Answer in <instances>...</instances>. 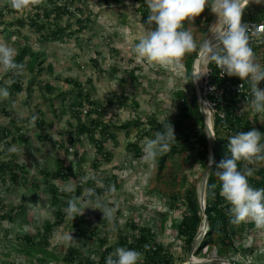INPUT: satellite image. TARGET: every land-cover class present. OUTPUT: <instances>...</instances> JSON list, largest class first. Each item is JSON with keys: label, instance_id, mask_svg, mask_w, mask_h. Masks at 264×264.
<instances>
[{"label": "rangeland", "instance_id": "374dc122", "mask_svg": "<svg viewBox=\"0 0 264 264\" xmlns=\"http://www.w3.org/2000/svg\"><path fill=\"white\" fill-rule=\"evenodd\" d=\"M138 1L42 0L40 5L17 12L10 7V0H0V42L16 52L27 47L39 54L33 72L23 69L19 73L21 92L6 107L5 114L4 98H0V132L9 133L0 144V162H12L24 169L16 184L7 180V172L5 178L0 174V264H76L65 260L68 249L83 259L82 264H97L104 248L115 246L119 235L137 233L133 225L150 228L158 243L172 255L173 264H187L189 251L173 228L185 206L172 209L170 196H177L181 203L184 193L195 188L199 202L204 169L191 150L169 154L161 164L158 160L154 165L145 163L143 148L150 138L140 133L148 130L145 122L150 118L174 119L177 92L192 93L184 68L188 55L182 57L179 67H164L135 54V45L148 31L140 22ZM54 5L66 6L71 15L55 18L52 14L47 20H39L46 27L42 31L28 25L20 27L19 22L34 18L36 7L50 11ZM261 7L264 8V0L259 4L250 0L246 10ZM78 20L87 21L84 30L78 29ZM196 20L184 23L192 32L198 56L199 46L211 38L210 26L216 16L210 11L198 25ZM54 26L67 27L73 34L41 41ZM263 58L264 51L257 55L260 66L264 65ZM28 62L26 56L23 64ZM207 66L205 61L202 76L208 72ZM191 74L195 76L193 68ZM10 79L8 74L0 73V87H7ZM74 83L80 84L79 88ZM85 95L102 109L100 113H88ZM72 104L78 110V118L73 115ZM78 104L82 106L79 108ZM253 112L246 104L238 110L239 116L247 118ZM204 113L206 118L205 109ZM32 115L37 116L34 123ZM98 120L115 135L114 140H104L103 150L95 147V140L103 138L102 130L93 126ZM134 121L140 122L138 129L128 125ZM79 125L95 130L94 136L80 134L75 130ZM69 131L72 143H67ZM131 144L140 148V156H136ZM103 152L109 154V161ZM68 168L70 177L61 180L57 170ZM113 184L114 193L108 191ZM79 186L78 197H84L88 189H101V202L114 209L112 224L103 220L100 210L85 209L84 214L90 216L87 230L95 232H86L85 236L91 239L75 233L73 225L79 216L72 221L66 215L67 199H60L57 207L49 201L48 189L74 195ZM242 224L245 231L234 239L236 253L231 260L264 264V229H256L253 222ZM47 225L52 227L48 233ZM68 232L75 242L61 243L56 239ZM24 236L32 237L39 244L36 248L44 253L29 248ZM101 238L104 245L99 243ZM210 255L215 258L214 247ZM141 261L142 258L138 264Z\"/></svg>", "mask_w": 264, "mask_h": 264}, {"label": "trees", "instance_id": "16d2710c", "mask_svg": "<svg viewBox=\"0 0 264 264\" xmlns=\"http://www.w3.org/2000/svg\"><path fill=\"white\" fill-rule=\"evenodd\" d=\"M51 1V0H49ZM137 12L140 15L141 24L147 28L148 30L155 27V25H148L146 23L147 16L149 15V10L144 0H140L137 2ZM36 11L34 14V18L28 20L27 23L19 22L20 27H25L28 25L32 29H37L38 31H42L46 29L43 23H40L39 20H47L54 14L55 18H59L62 14L71 15L66 8V6L54 5V8L48 11L46 8L36 7ZM248 12V14H247ZM207 13H210V8L205 7L204 11L198 16L195 17L197 20L194 22L198 25V21L202 20L206 17ZM209 17V16H208ZM244 18H251L257 21H261L264 23V8L261 7L257 10H246L243 13L242 20ZM188 21V20H187ZM209 21V19L207 20ZM86 20H78V29H85ZM183 28L186 29V25L183 22ZM73 34L72 31H69V28L54 26L52 33L42 36L41 41H55V39H61L63 37H70ZM255 54V59L257 60V55H261L264 51V46L261 48H252ZM198 49L196 48L192 52L186 53L188 56L184 60V68L185 75L188 82V85L192 91L190 95L185 94L180 91L176 93L177 97V109L174 119L172 120H162L158 121L155 118L148 119L145 123L148 127V130L141 132L140 134L143 137L153 139L154 134L157 131L162 130L161 125L165 123H170L174 128L175 139L171 144V150L167 153L158 156L157 160L161 164V162L169 155L175 154L176 152H185V151H194L195 152V161H197L200 166L206 169L209 162V147L208 141L205 133L204 120L199 111V105L197 102L196 94L194 91L193 77H192V63L197 57ZM28 56L29 62L23 64V60ZM38 53L32 52L29 48L23 47L17 51L16 62L18 64H23V69H27L30 72L34 71V66L38 62ZM264 63V58L262 60ZM214 68V62H208V69ZM261 68L264 69V65H261ZM11 77L10 84L5 87L9 91L10 95L7 98L3 99V109L2 113L5 114V109L9 104L14 100V98L21 92V83L19 74L8 73ZM209 81L212 84H215L219 87H224L226 82L229 85L234 86L238 83L243 84L244 93L237 95L235 94L229 87H224L225 97L223 101L225 104H218L217 111L223 113V118H220L216 113L213 118V129L215 135V143H214V153H213V161L210 170L208 172L207 182H206V192H205V210L204 214L208 221L206 234L199 244L196 252L194 253L195 257L200 259L210 258L211 248H215V258L227 259L231 264H241L239 262H235L231 260V255L236 253V247L234 245V239L237 236H240L241 233L245 231L243 228L242 222L239 224H234L230 222V217L228 214V208L230 205L224 200L223 197L220 196V187L221 181L217 176L218 169L216 165L225 158L226 154H228V137L234 135L240 131L247 132L252 129H256L264 134V113H256L254 110L251 117H242L239 116L238 110L241 105L250 106V100L252 99L250 94V82L248 80L241 81L238 77H229L227 80H221L218 78L215 72L210 74ZM71 83V81H68ZM76 87L79 88L80 84L74 83ZM258 88L264 90V80L260 81L258 84ZM49 91H52L51 88H48ZM84 100H87L89 104L88 113H100L102 109L96 106L94 103L89 102L87 95H85ZM82 104H78L77 107H81ZM73 115L77 118L79 117V113L77 109H74L72 104L71 106ZM78 108V109H79ZM128 125H134L136 129H138L141 124L139 121L129 122ZM94 128L102 130V139L95 140V147L98 150H103L104 140H114L115 135L109 133V127L104 125L100 120L94 122ZM127 126H122L125 129ZM197 127V129H195ZM80 134L87 133L89 137H93L95 130L87 129L85 125H79L75 129ZM71 132L67 136V143H72L73 138ZM9 135V133L4 130L0 132V144L5 139V136ZM264 143V138L261 140ZM64 146V145H63ZM136 156H140V148L136 144H131L130 146ZM67 148H65V152ZM103 157L106 161H109V154L103 152ZM96 163V162H95ZM96 167V164L93 165ZM255 171L251 177H248V183L250 186L254 188H264V162L258 163L254 166ZM243 162H238V170H242ZM24 169L22 166H18V164L12 162H0V174L5 178L4 173L7 172V180L13 184H16L20 180V175L23 173ZM56 175L61 180H67L70 175V169H59L56 172ZM97 194L102 193V190H95ZM81 193V187H77L74 195H71L67 192L59 193L54 189H48V194L50 198V204L52 207L58 206L60 199L69 200L72 196L78 197ZM172 209H178V207L184 204L185 208L182 212V216L180 221L173 226L177 231L179 237L184 239L185 248L189 251L193 239L196 236L198 229L201 227L204 217L202 215L200 205L197 199V193L195 188L187 190L184 195L182 202H179V198L177 196H170ZM12 217L8 216V219ZM62 216H60V220ZM90 221V216L88 214H84L79 216L77 221H75L73 227L75 229V233L77 235L85 236L88 231V223ZM136 234H130L128 237L119 235L118 240L115 243V246L105 247L103 253L98 259L97 264H105L106 258L110 253H112L117 247H125L131 250H135L140 252L142 255V261L139 264H173L172 255L165 250L155 238L152 230L148 227L136 228L135 225L132 226ZM52 227L47 225L45 227V231L48 233L51 231ZM44 234V241L47 240L48 234ZM91 235H95V232L88 231ZM86 237V236H85ZM86 239H91L86 237ZM23 241L28 245L29 248L34 249L39 252V254H43L44 251L41 248H36L39 244L34 241V239L30 236H24ZM99 243L101 245L105 244L104 239H99ZM147 246V247H145ZM68 263H76L82 264L83 259H81L73 249H68V254L65 258ZM92 264L91 262H89Z\"/></svg>", "mask_w": 264, "mask_h": 264}, {"label": "clouds", "instance_id": "9594fccd", "mask_svg": "<svg viewBox=\"0 0 264 264\" xmlns=\"http://www.w3.org/2000/svg\"><path fill=\"white\" fill-rule=\"evenodd\" d=\"M149 10L146 23L155 25L135 45L137 56L150 63L164 67H179L182 57L197 48L191 30L183 28L185 20L193 21L205 9L216 16V22L210 26L211 38L200 45L202 60L216 65L222 76L238 77L250 82V107L256 113H264V90L258 88L264 80V69L256 62L250 42L255 39L264 43V25H249L242 22V16L250 0H144ZM259 4L261 0H253ZM42 0H10V7L21 12L26 8L40 5ZM17 52L13 47L0 42V73L23 71V64L16 62ZM207 74V73H205ZM243 84L238 88L241 91ZM7 88L0 87V98L9 97ZM37 116L32 115L33 123ZM162 130L146 141L142 160L154 165L158 156L171 150L175 139L174 128L170 123L161 125ZM264 134L256 129L240 131L228 137V154L217 165V176L221 181L220 196L230 205V222H253L256 229H264V188L249 185L248 177L255 171V165L264 162ZM15 151V149H13ZM238 162H243L238 170ZM214 163L210 158L209 166ZM87 180L88 178H83ZM108 191L114 193L115 185ZM66 215L73 221L82 216L85 209H98L103 220L110 224L114 221V209L101 202L94 189H88L84 197L72 196L67 201ZM71 232L57 235L63 242H75ZM147 247V246H145ZM141 253L125 247H117L108 255L105 264H138Z\"/></svg>", "mask_w": 264, "mask_h": 264}, {"label": "water", "instance_id": "95a60500", "mask_svg": "<svg viewBox=\"0 0 264 264\" xmlns=\"http://www.w3.org/2000/svg\"><path fill=\"white\" fill-rule=\"evenodd\" d=\"M197 59H201V52L198 54ZM192 68H194V63L192 65ZM193 79H194V86L196 90L195 94H196L197 102L199 105V111L204 120L205 133H206L208 147H209V160L210 158L213 160L215 135H214V129L212 125V120L210 118V122H211V127H210V125L206 121L204 109L201 104V101H202L201 83L195 76H193ZM210 167L211 166H209V162H208V165L204 171V174L201 177V185H200V190H199V205H200L202 215L204 217V221L201 227L198 229L196 236L193 239V242L189 249V260L187 264H231L229 261L225 259H220V258H203V259L194 258V253L196 252L201 241L203 240L206 234V231H207V226H208V221H207V218L205 217L204 210H205L206 182H207V177H208V172L210 170Z\"/></svg>", "mask_w": 264, "mask_h": 264}, {"label": "built area", "instance_id": "2783aa9c", "mask_svg": "<svg viewBox=\"0 0 264 264\" xmlns=\"http://www.w3.org/2000/svg\"><path fill=\"white\" fill-rule=\"evenodd\" d=\"M242 22L248 23L249 25H251V24L264 25V23H262L261 21H257V20L251 19V18H244L242 20ZM250 46L252 48H261L264 46V43H261L255 39H253L250 42ZM207 71H208L207 74H205V76H202V79L200 80L201 94H202L201 104H202L203 109H205L206 113L209 115V118H211L212 125H213V118H214L215 113L220 118H223V113L220 111H217V106H218V104L223 105L226 103L225 101H223L224 97L226 96L224 93V87H229L237 95L244 93V89L242 87L241 91H238V88L241 85V83H238L234 86H231V85H229L228 82H226V84L223 88L219 87L215 84H212L209 81V76L213 72H215L216 75L218 76V78L221 80L229 79V76H227L226 74L222 76V71L220 69H218L215 64H214L213 69H208V66H207Z\"/></svg>", "mask_w": 264, "mask_h": 264}, {"label": "bare ground", "instance_id": "6f19581e", "mask_svg": "<svg viewBox=\"0 0 264 264\" xmlns=\"http://www.w3.org/2000/svg\"><path fill=\"white\" fill-rule=\"evenodd\" d=\"M205 61L201 59H197L195 62H194V68H193V72H194V75L195 77L200 81L202 79V66H203V63ZM206 121L208 122V124L210 125L211 127V122H210V118H209V115L206 114Z\"/></svg>", "mask_w": 264, "mask_h": 264}]
</instances>
